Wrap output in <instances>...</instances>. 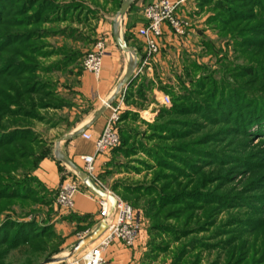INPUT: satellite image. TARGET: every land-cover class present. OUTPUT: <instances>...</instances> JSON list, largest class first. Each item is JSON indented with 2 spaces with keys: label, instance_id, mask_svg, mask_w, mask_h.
<instances>
[{
  "label": "rangeland",
  "instance_id": "rangeland-1",
  "mask_svg": "<svg viewBox=\"0 0 264 264\" xmlns=\"http://www.w3.org/2000/svg\"><path fill=\"white\" fill-rule=\"evenodd\" d=\"M58 1L81 5V0ZM119 1L123 0H84L91 12L81 13V7L72 13L59 15L58 12V20L40 25L44 34L39 43L46 47L42 51L55 52L37 56L35 73L68 104L61 109L40 108L38 112L43 119L27 120L43 143L42 148L37 149V156L43 149L51 153L53 143L48 140L53 136L49 128L59 124L56 133H63L61 125L67 120L59 111L74 103L84 53L95 41L105 40V32H98L99 27L106 25L111 33L113 22L123 24L118 15ZM220 1L230 9L246 10L244 19L223 21L226 17L218 12L216 0H197L187 6L185 14L178 13L189 23L184 34L169 30V35H162L159 50L154 54H148L143 44V54L131 51L139 58L140 71L130 80L134 84L120 87L113 97L114 104H121L120 116L124 111L130 113L124 121L119 118L116 125L129 131L132 138L126 140L122 150L114 151V147L109 159L96 168V186L139 213L146 242L140 264H257L254 259L264 254V248L261 251L259 247L262 237L258 240L253 233L260 222L250 220L264 217V122L257 121L246 130L240 129L237 125L244 122L236 117L241 111L238 110L240 104L219 106V111L171 110L172 97L178 98L185 90H198L193 95L199 103L211 106L210 93L215 81L216 97L220 93L225 97L234 96V92L230 93L233 88L244 105L254 107V113L264 117V101L258 97L264 95V45H261L264 31H257L256 27V18L261 12L249 8L246 2ZM145 2L132 1L128 27L142 18ZM130 38L131 45L140 51L141 43L132 32ZM257 39L262 41L252 46ZM46 67L50 70H45ZM244 67L253 68L252 73ZM198 82L202 85L197 86ZM139 91H143L141 96ZM164 96L169 97L166 104ZM157 123H163L168 129L162 136L153 135L150 130V125ZM130 147L133 151L124 152ZM154 147L164 149L163 154L152 150ZM154 155L160 157L159 161ZM55 156L58 162L69 167L72 180L81 183L73 166L60 153ZM42 159H21L11 177L19 180L30 168L33 175ZM161 161L167 164L161 165ZM189 165L197 167L196 172H192ZM41 184L31 182L29 185L45 201L38 202L37 196L16 201L7 212L0 214V223L7 218L41 221L50 216L54 212L52 204L56 193ZM185 191H195L194 196L177 197L175 202L163 204L158 198L159 193L173 195ZM214 195L230 198L228 205L217 206L218 199ZM204 196L214 197L217 202L204 204L200 202L206 199ZM184 200L191 204L186 205ZM24 256L14 249L0 258V264H24Z\"/></svg>",
  "mask_w": 264,
  "mask_h": 264
},
{
  "label": "trees",
  "instance_id": "trees-1",
  "mask_svg": "<svg viewBox=\"0 0 264 264\" xmlns=\"http://www.w3.org/2000/svg\"><path fill=\"white\" fill-rule=\"evenodd\" d=\"M83 1L84 0H81L80 5L78 3L74 4L72 1L68 4H61L58 0H0V214L7 212L8 208L16 201H24L31 198V196H37L36 200L38 202L45 201L44 197H38L37 192L30 189L29 184L31 182L42 186L41 182L31 175L32 168H30L29 171H24V173L19 176L21 178L19 180L13 179L11 173L19 168L21 159L31 157L40 160L49 154L48 149H43L38 156L36 155L37 149L42 148L43 143L29 127L27 120L31 118L43 119L38 112L40 108L61 109L68 104L64 102L63 98L59 96L49 83L40 80L35 73V69L37 68V56L39 54L47 56L55 52L46 51L45 53L42 51V49L46 47H44V43H39L40 40L43 39L44 34L40 25L58 20L61 13H72L80 7L81 13L84 10L91 12V9H89ZM237 1L246 2L249 8L253 7L260 10L261 14L256 18V20H258L256 27H258L257 31L259 29L264 31V0ZM120 4L121 1H119L118 6H120ZM215 4L217 10H219L218 12L225 14L224 17H226V19H223V21L230 18L232 21L240 22L245 17L246 10L230 9L224 5V1L221 3L220 0H216ZM130 8H132V6H130ZM58 12H60L59 15ZM249 16L251 17V15ZM261 41L262 40L258 41L257 39L255 42H252L251 45L256 46L257 43ZM263 42L264 40L262 43ZM261 45H264V43ZM55 65L58 67V63ZM244 68L248 70L249 74L253 71L251 67ZM45 70H50V67H46ZM190 83L192 84V82ZM212 83V89L214 91V89H216L214 87L215 81ZM131 84L134 83L130 82L128 86ZM196 85L201 86L202 83L198 82ZM230 89V93L234 92V96L225 97L220 93V95L216 97L212 91L210 93L212 94L210 98L211 104L209 103L211 106H207V104L204 106L199 103L198 99L195 97L198 90H189V92L185 90L182 94L178 95V98H175V96L172 97L173 107L171 110H197L199 108L200 111H213L215 109L219 111V106H229L230 104L236 106L240 104L238 110L241 111L236 115L237 118H241L242 121H244L237 125L240 129L246 130L252 123L257 121H259L258 123H263L264 117L260 118V114L254 113V107H252V109L244 105L242 99L236 97L237 90H233V88ZM139 92L141 96L143 91ZM258 97L260 101H264V95H258ZM258 103L259 102H255V104ZM129 114L128 111H124L120 116V121H124ZM254 114L256 118H254ZM150 126L152 134L156 136H162L167 129L163 123ZM117 129L121 142H119L120 145L114 148V151L122 150L123 147H126V140L129 141L132 138L129 131L118 126ZM169 131L173 133V130ZM154 149L158 154L160 151H162L163 154L164 149L154 147L152 150ZM124 150H126L124 152L128 153L133 151L131 147ZM190 151H193V149ZM154 156L159 161L160 157H157L158 155ZM161 162H163L161 165L167 164L164 161ZM189 166L192 172H196L195 169L197 167H193V165ZM193 192L195 191H185L173 195L159 193L158 198L161 204L166 201L175 202L177 197L186 198L187 195H189L188 197L192 198V196H194ZM214 196L218 199L217 206L223 208V206L225 207L228 205L227 202L230 198L223 195ZM204 198L206 197L204 196L203 199ZM213 198H206L200 200V202L209 204L215 201ZM182 202L186 205L191 204V202L185 200ZM51 203L52 202L49 201L48 205ZM250 220L260 222V224L256 225L257 227L253 233L256 234L255 238L258 240L262 237L261 244L259 245L262 251L264 248V217L260 219L251 218ZM45 223L44 220L38 221L35 219L17 220L7 218L2 221L0 223V258L7 256L8 253L14 249H18L21 254L23 253V255H25L23 259L24 264H38L42 256H44V258L52 256V254L57 251L60 237L56 235L51 225ZM254 262H257V264H264V254L260 255V259H254Z\"/></svg>",
  "mask_w": 264,
  "mask_h": 264
},
{
  "label": "crops",
  "instance_id": "crops-1",
  "mask_svg": "<svg viewBox=\"0 0 264 264\" xmlns=\"http://www.w3.org/2000/svg\"><path fill=\"white\" fill-rule=\"evenodd\" d=\"M196 1L197 0H187L179 6L178 13L185 14L188 11L187 6L195 4ZM135 3L139 5L138 2ZM130 6H133L132 3ZM130 6L121 18L123 24L118 25L116 24L117 22L112 23L111 33L108 32L106 25L99 27L98 32H105L104 34L106 35L104 36L105 53L102 58L101 75L96 79L91 73L84 70L82 71L80 84L76 88L75 99L72 100L74 103L59 111L65 114L64 116L67 120L66 124L61 125L63 133H56L60 126L59 124V126L57 125L56 127L52 126V128H49L53 136V139L50 138L48 140L53 143L51 144V153L49 152V154L40 161L37 168L33 171V175H35L40 182L44 183L45 187L50 191L56 193L62 182L73 179L69 167L64 165V163L58 162L55 153L64 155L74 166L81 169H83L84 165L81 156L95 153L93 140L102 131L110 114V110L107 108H105L101 114H99V111L103 108L104 101L114 95L131 61V52L122 51L116 45L114 31L116 30L126 41L127 45L132 49L131 51H135L138 54L141 52V54H143V39L136 34V29L144 23V20L140 18V20L131 23V26L128 27L127 25L130 23H126L131 15ZM140 6H142V4H140ZM130 32H132L137 38V41L141 43L140 51L135 46L131 45ZM169 33L170 31L168 28L164 26L163 36L169 35ZM114 100H112L113 103ZM126 109L133 110L132 107L129 106H126ZM74 131H79V133L69 140L57 143L59 136ZM83 131L90 133L92 139H84L80 134ZM109 156V153L97 154L95 156L96 168L99 169L104 162L109 159ZM52 208L54 212H52L50 216H45L44 221L46 222L45 224L52 226L56 235L60 237V241L57 245V251L49 257L52 258L53 261L48 264H58L61 259L63 260L65 257L69 256L75 245L82 239L79 238V234L86 230L90 233L98 227V202L93 193L87 187L81 185L79 192L74 196V208L72 211L60 209L56 205V202H53ZM96 239L84 245L77 255L81 254V251L85 248L94 245ZM145 251L146 242L141 231L133 246L127 247L120 241H114L104 251V256L107 260V264H140ZM45 259L48 258L42 256L38 264Z\"/></svg>",
  "mask_w": 264,
  "mask_h": 264
},
{
  "label": "built area",
  "instance_id": "built-area-1",
  "mask_svg": "<svg viewBox=\"0 0 264 264\" xmlns=\"http://www.w3.org/2000/svg\"><path fill=\"white\" fill-rule=\"evenodd\" d=\"M187 0H146L142 7L144 23L136 29V34L143 39L145 50L148 54H154L159 50V41L163 35L164 26L175 34L182 35L189 23L178 14V8ZM105 53V40L99 39L93 43L91 48L82 57V68L91 73L96 79L101 75L102 58ZM130 59L137 65L133 74L140 71L138 57L135 52L130 54ZM145 63V61H144ZM132 74V75H133ZM169 97H163V103H168ZM105 108L110 114L102 131L94 138V154L81 156L83 171L96 184L95 156L107 154L114 147L119 145V135L116 123L120 118L121 104H114L112 101H104ZM84 139L91 140L92 136L87 131L80 133ZM82 183V182H81ZM81 183L78 180H66L60 184L56 192V205L64 211H72L74 208V196L80 190ZM98 202V224L105 222L104 232L96 239V243L85 248L80 255H75L62 260L61 264H107L104 251L114 241H120L127 247L135 244L141 232V218L130 205L124 203L120 198L115 197V204L105 197L95 196ZM88 230L79 234L83 238Z\"/></svg>",
  "mask_w": 264,
  "mask_h": 264
},
{
  "label": "water",
  "instance_id": "water-1",
  "mask_svg": "<svg viewBox=\"0 0 264 264\" xmlns=\"http://www.w3.org/2000/svg\"><path fill=\"white\" fill-rule=\"evenodd\" d=\"M133 0H123L121 2L120 8L118 10V15L123 17L124 14L126 13L128 7L131 5ZM114 40L116 45L125 52H131V48L127 45L126 41L119 35V33L115 30L114 31ZM136 67V63L131 60L127 66V69L125 71V74L123 76V78L121 79L120 83L118 84L116 91L122 87L125 86L129 83L132 74H133V70ZM115 91V92H116ZM115 95V93H114ZM110 97L107 102H110L113 100V97ZM105 109V106H103V108L100 109L99 114H101ZM79 133V131H74L72 133H68V134H64L62 135L58 140L57 143H59L60 141H65V140H69L72 137L76 136ZM61 155V154H60ZM61 157L67 162L70 163L73 168L75 169V171L77 172L78 177L81 179V181L83 182V184L95 195L99 196V197H105L107 199H109L112 203V205L115 204V197L113 195H111L110 193H107L101 189H99L91 180V178L79 167L74 166L71 161L65 157L64 155H61ZM106 228V224L105 222H100V224L98 225V227L93 230L92 232L88 233L87 235H85L82 239L79 240V242L75 245V247L73 248V250L71 251V253L69 254L68 257H72L75 256L79 253V251L81 250V248L86 245L88 242L95 240L96 238H98L105 230ZM68 257H65L66 259ZM65 260V259H64ZM53 261L52 258H48L43 260L41 263L39 264H48L49 262Z\"/></svg>",
  "mask_w": 264,
  "mask_h": 264
},
{
  "label": "bare ground",
  "instance_id": "bare-ground-1",
  "mask_svg": "<svg viewBox=\"0 0 264 264\" xmlns=\"http://www.w3.org/2000/svg\"><path fill=\"white\" fill-rule=\"evenodd\" d=\"M70 258V257H69Z\"/></svg>",
  "mask_w": 264,
  "mask_h": 264
}]
</instances>
